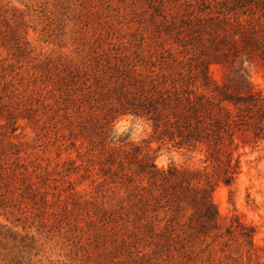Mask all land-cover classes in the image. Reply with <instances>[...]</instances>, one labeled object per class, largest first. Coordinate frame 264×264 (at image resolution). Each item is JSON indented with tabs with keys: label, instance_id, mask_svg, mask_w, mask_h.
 Listing matches in <instances>:
<instances>
[{
	"label": "rangeland",
	"instance_id": "rangeland-1",
	"mask_svg": "<svg viewBox=\"0 0 264 264\" xmlns=\"http://www.w3.org/2000/svg\"><path fill=\"white\" fill-rule=\"evenodd\" d=\"M201 8V0H0V264H228L239 257V246L223 253L221 242L183 248L190 210L180 226L163 211L141 222L123 213L121 169L91 142L116 106L103 79L118 67L144 76L188 69L191 19ZM242 62L211 70L242 85ZM245 77L264 92L263 66L248 67ZM110 127L116 141L107 139V148L119 160L143 146L161 170L204 169L203 154L154 140L144 120L122 115ZM237 156V184L220 185L213 200L226 223L241 218L264 247V144L241 145Z\"/></svg>",
	"mask_w": 264,
	"mask_h": 264
},
{
	"label": "trees",
	"instance_id": "trees-1",
	"mask_svg": "<svg viewBox=\"0 0 264 264\" xmlns=\"http://www.w3.org/2000/svg\"><path fill=\"white\" fill-rule=\"evenodd\" d=\"M201 5L199 15L191 19L195 25L186 22L193 37L192 65L184 67L185 71L167 68L169 74L162 76L155 72L144 76L141 70L121 67L111 71L103 81L107 89L112 87L106 97L116 106L105 115L106 127L93 131L97 138L93 136L91 142L109 153L110 168L118 165L121 169L127 189L123 213L134 214L141 222L147 215L163 211L171 214V223L180 226L181 213L190 210L182 232L183 248L221 242L225 253L224 247L237 245L239 257L228 259V264H264V247L255 243L256 230L239 217L226 223L213 200L220 185L237 184L240 146L264 144V92L245 77L255 63L264 67V0H201ZM237 59L243 60L245 83L231 86L215 78L212 65L225 70ZM117 115L149 123L154 140L203 154L204 169L161 170L143 146L119 160L116 149L106 144L107 139L116 141L110 126ZM145 181L149 187L142 185ZM170 238L172 235L168 242Z\"/></svg>",
	"mask_w": 264,
	"mask_h": 264
}]
</instances>
